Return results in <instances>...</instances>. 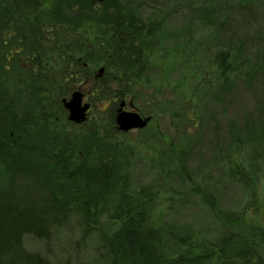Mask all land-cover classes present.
<instances>
[{
    "label": "rangeland",
    "instance_id": "rangeland-1",
    "mask_svg": "<svg viewBox=\"0 0 264 264\" xmlns=\"http://www.w3.org/2000/svg\"><path fill=\"white\" fill-rule=\"evenodd\" d=\"M120 2L127 3L142 21L155 24L151 30L155 38L144 47V52L152 50L137 68L128 69H135V78L143 67L146 74L136 81L130 79V72L124 76L120 65H110L108 71L99 58L101 52H115L112 44L126 35L115 29L112 32V25L101 22L75 31L58 26L62 35L58 47L67 54L63 59L52 52L56 44L47 43L52 49L45 59L23 51L18 54L19 62L31 68L32 58L34 63H43L44 69L39 64L35 67L42 75L47 71L48 89H55L58 95L52 102L60 103L57 113L72 133L97 132L135 147L129 190L132 194L151 191L150 213L154 225L167 236L169 255L177 248L170 234L196 232L199 240L214 242L221 233L235 232L252 236L253 247L264 261V137L249 141L244 129L250 117L258 122L264 115V0H227L211 13L201 6L204 0ZM45 4L41 7L47 8ZM92 5L99 8L97 3ZM50 28L45 27L47 34ZM16 43L15 48H20V41L16 39ZM224 44L240 51L231 52L233 70L223 93L214 59ZM73 56L88 72L74 68V61L69 62ZM91 57L95 61H86ZM79 70L87 77H80ZM100 76L107 82L118 78L108 87L114 93L125 91L124 95L98 103ZM77 90L91 103L83 123L69 120L62 103ZM123 100L124 110L151 116L146 127L120 132L116 115ZM102 108L105 110L100 111ZM98 113L104 121L98 122ZM237 134L242 138H235ZM79 221L74 216L49 241L27 236L24 244L53 264H110L102 232L86 233ZM103 222V231L108 233L117 227ZM256 228L263 241L255 236Z\"/></svg>",
    "mask_w": 264,
    "mask_h": 264
},
{
    "label": "trees",
    "instance_id": "trees-1",
    "mask_svg": "<svg viewBox=\"0 0 264 264\" xmlns=\"http://www.w3.org/2000/svg\"><path fill=\"white\" fill-rule=\"evenodd\" d=\"M226 1L204 0L201 6L211 13ZM42 2L47 8L41 7ZM92 2L0 0V264H53L42 253L27 249L24 239L33 236L49 241L74 216L79 218L84 232H102L110 264H253V260H257L254 264L260 263L252 236L235 232L221 233L214 242L199 240L196 232L170 234L177 248L169 255L165 246L167 236L154 225L150 213L151 191L141 189L132 194L129 190L130 159L135 147L97 132L74 134L68 130L57 113L60 103L52 102L58 95L55 89H48L47 71L42 75L35 67L39 64L44 69L43 63H34L32 58L34 68L30 64L24 66L19 62V52H12L17 39L23 54H39L45 59L52 49L47 45L45 27H51L50 44H56L52 52H58L63 59L67 54L61 52L62 46L58 47L62 37L58 26L75 31L101 22L113 26L112 32L115 29L126 34L112 44L115 52H101L99 57L108 71L110 65H120L125 76L152 50L144 52V47L155 38L156 33L151 31L155 24L142 21L120 0L96 2L99 8ZM233 51L239 52L240 48L224 44L214 59L223 80L220 91L225 89L233 70ZM85 59L95 61L93 57ZM73 61L74 68L89 70L80 67L74 56L69 62ZM134 70L130 72L132 81L145 73L141 67L134 78ZM78 73L82 75L80 70ZM117 79L107 82L105 76L98 77V103L124 95L125 91L114 93L108 87ZM222 101L223 98L218 99L219 103ZM96 118L98 122L104 121L99 113ZM259 122L264 124V115L258 122L253 117L246 120L244 129L249 141L264 137ZM236 142L239 145L237 139ZM180 165L186 168L182 160ZM103 221L117 224L116 229L110 233L103 231ZM258 231L256 228L255 236L262 240Z\"/></svg>",
    "mask_w": 264,
    "mask_h": 264
},
{
    "label": "water",
    "instance_id": "water-1",
    "mask_svg": "<svg viewBox=\"0 0 264 264\" xmlns=\"http://www.w3.org/2000/svg\"><path fill=\"white\" fill-rule=\"evenodd\" d=\"M102 68L100 72H102ZM63 106L68 110L69 120L76 123H83L88 118V111L90 109V103L84 102V93L77 90L74 91L70 98L62 99ZM125 100L120 103L119 109H117L116 123L118 129L123 132L131 131L132 129L144 128L151 120V116L144 117L137 111H126L124 106ZM132 105V103H131Z\"/></svg>",
    "mask_w": 264,
    "mask_h": 264
},
{
    "label": "flooded vegetation",
    "instance_id": "flooded-vegetation-1",
    "mask_svg": "<svg viewBox=\"0 0 264 264\" xmlns=\"http://www.w3.org/2000/svg\"><path fill=\"white\" fill-rule=\"evenodd\" d=\"M101 1H103V0H94V3H96V2H101ZM59 27H57V29H58ZM52 29V28H51ZM51 29H49V32H48V34H47V37H48V39H47V41H48V44H50V41H51ZM20 48H15L12 52H23L24 50H23V46L22 45H20L19 46ZM84 102H88V103H90L89 101H87V98H86V95L84 94ZM90 105H91V103H90ZM131 107V106H130ZM90 110H91V106H90V109H89V111H88V116H89V112H90ZM256 254L258 255V253L256 252ZM260 257V256H259ZM261 258V257H260ZM254 263H257V260H253V264ZM264 264V261L261 259L260 260V263H258V264Z\"/></svg>",
    "mask_w": 264,
    "mask_h": 264
}]
</instances>
